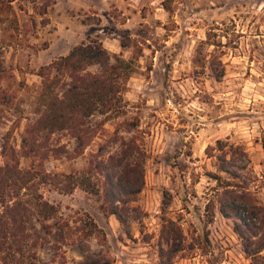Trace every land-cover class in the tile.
I'll use <instances>...</instances> for the list:
<instances>
[{
    "label": "rangeland",
    "instance_id": "rangeland-1",
    "mask_svg": "<svg viewBox=\"0 0 264 264\" xmlns=\"http://www.w3.org/2000/svg\"><path fill=\"white\" fill-rule=\"evenodd\" d=\"M83 45L78 109L53 64ZM1 170L40 264H264V0H0Z\"/></svg>",
    "mask_w": 264,
    "mask_h": 264
},
{
    "label": "trees",
    "instance_id": "trees-1",
    "mask_svg": "<svg viewBox=\"0 0 264 264\" xmlns=\"http://www.w3.org/2000/svg\"><path fill=\"white\" fill-rule=\"evenodd\" d=\"M105 52L100 48H93L90 46H81L75 49L68 57L59 61L53 68L64 67L69 70L71 83L70 88L65 93V100L69 97L70 100L76 99L75 107L78 109L83 108V90L91 88L89 93L92 92L94 98L106 89L104 87V74L100 75H88L83 76L79 73L81 70L78 64H83L85 61H92L94 64H107L103 62L102 58L105 56ZM97 85V87H96ZM104 85V86H103ZM71 97V98H70ZM103 97V96H102ZM96 105L91 107L92 112L96 108H102L104 103L95 102ZM93 108V109H92ZM79 142L82 144V137H78ZM2 170L0 171V206L4 208V211H0V264H40L39 256L36 251L43 241L46 240L41 236V233L33 223V213L26 207L25 203L18 202L13 207L5 201V183H2ZM143 174L132 170H125L119 175L118 183L116 184L114 179L110 180L111 194L108 198L116 200V191L118 194L124 196H135L141 192V186L143 185ZM3 184V185H2ZM4 199L2 202L1 200ZM120 200V199H119ZM113 204V202L111 203ZM39 207H45L49 209L48 204L38 205ZM227 206V207H226ZM221 211L225 216L231 214L238 218H243L245 213L251 214V218L256 214L255 208H247L241 203L235 200L225 202L221 204ZM112 214H116L115 207L111 210ZM264 249V243L260 246V250ZM178 249L176 248L177 252ZM260 251L253 253V255L259 254ZM93 264H103L101 260L94 262Z\"/></svg>",
    "mask_w": 264,
    "mask_h": 264
}]
</instances>
